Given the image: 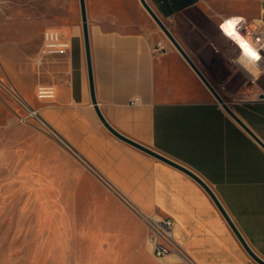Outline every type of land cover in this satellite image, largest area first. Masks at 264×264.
Masks as SVG:
<instances>
[{"label": "crops", "instance_id": "0c3cea01", "mask_svg": "<svg viewBox=\"0 0 264 264\" xmlns=\"http://www.w3.org/2000/svg\"><path fill=\"white\" fill-rule=\"evenodd\" d=\"M129 1L148 17L140 0H98L97 14L92 13L89 20L95 95L101 111L123 134L198 173L215 190L253 251L264 259V148L181 53L170 44V51H154L160 35L156 28L123 29L122 5ZM147 1L164 21H184L199 36L203 35L194 13L221 30L226 17L255 18L264 11V0H256L253 7L251 0L230 5L216 0ZM60 29L71 40L68 51L39 60L44 29L34 54L21 51L20 41L1 42L5 44L1 58L5 81L16 89L22 104L33 103L30 108L36 110L39 126L66 140L82 160L69 154L104 186L114 187L146 213L172 216L190 263L259 264L196 179L118 138L102 123L92 101L82 25ZM234 44L238 57L219 54L216 58L222 61L224 87L239 80L236 92L242 99L234 102L224 92L219 94L264 141V87L257 84L264 72L256 66L251 69L253 62ZM40 84L54 85L56 97H34ZM136 97L139 100L134 102ZM5 117H9L7 109Z\"/></svg>", "mask_w": 264, "mask_h": 264}, {"label": "rangeland", "instance_id": "374dc122", "mask_svg": "<svg viewBox=\"0 0 264 264\" xmlns=\"http://www.w3.org/2000/svg\"><path fill=\"white\" fill-rule=\"evenodd\" d=\"M86 2L90 20L92 13L97 14L98 0ZM128 3L122 5L125 31L152 25L168 41L167 51L171 46L180 53L149 14L144 17L134 2ZM257 4L250 1L252 7ZM193 18L203 36L184 21L165 23L215 89L230 101L241 100L236 92L239 80L224 87L222 61L216 58L219 54L236 58L238 48L206 18L197 13ZM75 23L82 25L80 0H0V264H192L174 254L155 256L144 211L131 208L91 176L71 151L39 126V117L21 119L33 103H18L5 89L1 42L20 41L21 51L34 54L40 31ZM250 65L261 70L255 63ZM257 84L264 87V75Z\"/></svg>", "mask_w": 264, "mask_h": 264}, {"label": "built area", "instance_id": "2783aa9c", "mask_svg": "<svg viewBox=\"0 0 264 264\" xmlns=\"http://www.w3.org/2000/svg\"><path fill=\"white\" fill-rule=\"evenodd\" d=\"M228 22H231L230 25ZM220 27L222 32L238 45L241 53L258 65L264 72V11L259 17L255 18H245L243 16L226 17L221 21ZM233 34L242 37L244 43L237 41ZM70 46L71 40L67 38L63 30L56 26H48L43 31V43L39 50L38 60L41 57L52 54H65ZM167 47V42L159 39L153 49L156 52L163 53L167 51ZM249 48L252 51H249ZM6 88L11 95L20 101V96L13 86L5 83ZM56 95L57 89L54 85L40 84L37 86L36 96L40 99H54ZM138 100L139 97H136L133 101L137 102ZM20 102L22 103V101ZM31 115L37 116L36 110L33 108L29 109L27 116H21V119L27 121ZM143 214L148 228V242L153 254L157 257L174 254L189 260L184 246L177 239L175 219L169 215L153 216L146 212H143Z\"/></svg>", "mask_w": 264, "mask_h": 264}, {"label": "water", "instance_id": "95a60500", "mask_svg": "<svg viewBox=\"0 0 264 264\" xmlns=\"http://www.w3.org/2000/svg\"><path fill=\"white\" fill-rule=\"evenodd\" d=\"M142 5L145 7V9L149 12V14L152 16V18L156 21V23L161 27V29L164 31V33L167 35V37L171 40V42L175 45V47L180 51V53L185 57V59L189 62V64L192 66V68L195 70V72L198 74V76L202 79V81L206 84V86L210 89V91L215 95V97L223 104L225 109L237 120L247 132L250 133V135L264 148V141L229 107L226 103H224L223 98L219 94V92L215 89V87L211 84V82L208 80V78L205 76V74L201 71V69L197 66L195 61L191 58V56L188 54V52L185 50V48L182 46V44L179 42V40L175 37V35L172 33V31L169 29L165 21L156 13V11L153 9V7L149 4L147 0H140ZM80 8H81V21H82V28H83V35H84V41H85V47H86V55H87V64H88V72H89V80H90V89H91V96L92 101L95 106V109L102 121V123L118 138L134 145L135 147L157 157L158 159L169 163L175 167L180 168L181 170L185 171L187 174L192 176L194 179H196L203 188L209 193V195L212 197L220 211L223 213L225 218L227 219L228 223L230 224L233 231L236 233L240 241L242 242L243 246L246 248V250L249 252V254L252 256L253 259H255L259 264H264V259L260 257L253 249L250 247V245L247 243L241 232L239 231L238 227L235 225L234 221L232 220L231 216L226 211L224 205L220 201L219 197L217 196L215 190L208 185V183L198 174L193 171L188 170L185 166L180 164L179 162L175 161L171 157H168L167 155L161 153L160 151L148 147L131 137L123 134L119 130H117L104 116L103 112L101 111L97 98L95 95V85H94V75H93V64H92V57H91V41H90V30H89V18H88V11H87V2L86 0H80ZM55 138L61 142L69 151H71L73 154H75L77 157H79L82 160V157L71 147V145L64 140L62 137H60L56 132H54ZM87 164V163H86ZM90 168L91 165L87 164ZM93 169V168H92ZM94 170V169H93ZM96 172V171H94ZM97 174V173H96ZM111 189L115 191L117 194H119L128 204L131 208L136 209V207L130 203L121 193L111 186Z\"/></svg>", "mask_w": 264, "mask_h": 264}, {"label": "bare ground", "instance_id": "6f19581e", "mask_svg": "<svg viewBox=\"0 0 264 264\" xmlns=\"http://www.w3.org/2000/svg\"><path fill=\"white\" fill-rule=\"evenodd\" d=\"M227 28V27H226ZM228 30L229 31H231L230 30V28H228ZM231 33H233V32H231ZM235 37H236V39H237V41H239V42H241V43H244V39H242V37H240V36H237V35H235V34H233ZM249 51H252V49H248ZM150 248H151V246H150Z\"/></svg>", "mask_w": 264, "mask_h": 264}, {"label": "snow or ice", "instance_id": "6c2138e0", "mask_svg": "<svg viewBox=\"0 0 264 264\" xmlns=\"http://www.w3.org/2000/svg\"><path fill=\"white\" fill-rule=\"evenodd\" d=\"M228 23H229V25H230L231 22H228ZM222 27H223V26H222Z\"/></svg>", "mask_w": 264, "mask_h": 264}]
</instances>
